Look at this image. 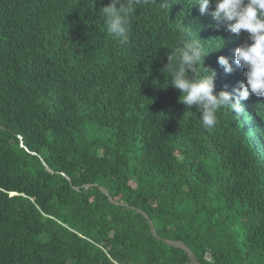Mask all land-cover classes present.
Listing matches in <instances>:
<instances>
[{
  "label": "trees",
  "instance_id": "16d2710c",
  "mask_svg": "<svg viewBox=\"0 0 264 264\" xmlns=\"http://www.w3.org/2000/svg\"><path fill=\"white\" fill-rule=\"evenodd\" d=\"M109 2L0 0V264H191L98 186L200 264H264V97L205 129L161 71L191 32L217 92L233 93L248 34L212 5L141 0L121 44L100 11Z\"/></svg>",
  "mask_w": 264,
  "mask_h": 264
},
{
  "label": "clouds",
  "instance_id": "9594fccd",
  "mask_svg": "<svg viewBox=\"0 0 264 264\" xmlns=\"http://www.w3.org/2000/svg\"><path fill=\"white\" fill-rule=\"evenodd\" d=\"M141 0H110L101 7L107 32L121 44L128 42L130 18ZM198 5L203 15L212 5L214 20L224 22L227 29L239 36L248 34L249 42L234 49V63L244 69L245 80L238 82L233 93L216 90L214 69L204 66L203 45L197 35L189 32L168 56L167 65L161 71L167 72L169 83L179 90V101L187 109L195 107L205 129H212L217 123V112L228 108L235 114L243 112L241 101L250 95L264 97V0H194L189 6ZM219 46H223L220 40ZM211 50V51H212ZM217 62L225 73L233 71L225 56H218Z\"/></svg>",
  "mask_w": 264,
  "mask_h": 264
},
{
  "label": "water",
  "instance_id": "95a60500",
  "mask_svg": "<svg viewBox=\"0 0 264 264\" xmlns=\"http://www.w3.org/2000/svg\"><path fill=\"white\" fill-rule=\"evenodd\" d=\"M43 165H44V167H45V169L47 171H49L51 173H54V171L48 166L47 163L43 162ZM62 175L65 176L67 178V180L69 181V183L72 185L71 178L67 177L64 173H62ZM93 186H97V184H95V183L86 184L83 187L84 188H89V187H93ZM72 187L76 191L80 190V187H78V186L72 185ZM98 187H99L100 191L102 192V194H104L111 203L116 204V205H121V206L127 207V208L132 209V210H136L137 212L142 214V216L147 220L148 225H149V229H150V233H151V235L154 238L162 241L163 243H165L168 246L182 249L188 255L189 260L191 261V264H200L198 259L196 258V255L194 254V252L185 243H183L181 240H174V239L160 237L157 234V232H156V229L154 227L153 221L149 218V216L142 209L137 208L135 206H131L128 203H124V202H121V201L114 200L109 195V192H108L107 188H105L103 186H98Z\"/></svg>",
  "mask_w": 264,
  "mask_h": 264
},
{
  "label": "built area",
  "instance_id": "2783aa9c",
  "mask_svg": "<svg viewBox=\"0 0 264 264\" xmlns=\"http://www.w3.org/2000/svg\"><path fill=\"white\" fill-rule=\"evenodd\" d=\"M204 258H205V260H206L207 262H211V255H210L209 252H206V253L204 254Z\"/></svg>",
  "mask_w": 264,
  "mask_h": 264
}]
</instances>
